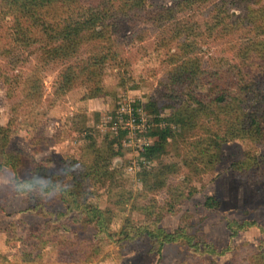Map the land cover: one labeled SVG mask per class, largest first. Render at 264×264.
I'll list each match as a JSON object with an SVG mask.
<instances>
[{"label": "rangeland", "instance_id": "obj_1", "mask_svg": "<svg viewBox=\"0 0 264 264\" xmlns=\"http://www.w3.org/2000/svg\"><path fill=\"white\" fill-rule=\"evenodd\" d=\"M100 1L83 0L82 6L91 8ZM103 1L117 5L120 1L121 6L124 0ZM146 1L150 11L176 7L183 0ZM262 9L264 0H201L164 24L141 18L144 10L134 18L135 12L120 9L108 20L111 43L91 40L73 57L62 59H44L50 42L42 29L31 30L34 43L17 42L20 35L14 27L0 20V114L4 126L12 122L11 147L21 155L19 168L10 169L27 179L41 161L52 158L53 170L68 180L74 161L80 165L87 156L92 161L98 156L119 171L113 183L95 185L90 199L111 213L112 240L94 225L75 224L69 232L59 231L49 213L63 210L62 199L45 204L47 213H37L25 200L0 195V264H251L255 255L264 253V165L244 172L233 166L250 154H263V145L249 139L228 141L222 146L221 160L205 169L200 163L199 167L189 163L197 162V143H204L212 131H222L215 123L178 133L167 154L153 164L141 158L144 145L156 140L151 130L120 137L121 145L118 142L113 149L108 144L119 135L116 114L129 103L142 107L146 119L157 125L156 115L144 105L169 99L175 55H199L207 69L217 64L240 65L239 48L254 36L251 26L247 28L249 11ZM189 32L194 43L190 40L192 48L185 50L181 39ZM92 63L98 64L106 94L96 99L89 98L94 84L82 71ZM68 72H75L77 78L71 88L64 87L61 79ZM204 88L201 84L200 89ZM169 115L165 111L160 117ZM154 166L175 167L162 176L163 188H151L156 179L146 177ZM210 195L220 200L219 209L205 206ZM153 202L176 205V213L168 212L162 220L164 229L174 231L187 221L217 246H231V250L216 260L213 255L193 253L180 242L165 244L160 252L149 240H122L126 221L142 224L144 209ZM229 221L255 222L260 227L249 226L232 236Z\"/></svg>", "mask_w": 264, "mask_h": 264}, {"label": "trees", "instance_id": "obj_2", "mask_svg": "<svg viewBox=\"0 0 264 264\" xmlns=\"http://www.w3.org/2000/svg\"><path fill=\"white\" fill-rule=\"evenodd\" d=\"M101 0L93 4L91 8L82 6L83 0H0V20L10 23L20 35L17 42L26 43L32 41L31 30L44 31L49 40V48L45 51V57L71 58L84 43L91 40L110 41L113 36L108 30V20L114 12L120 13V9L126 14L134 13V18L139 16L141 10L145 11L144 20L154 24H164L175 20L180 12L192 8L201 0H183L176 7L152 9L146 11V0H124L118 5L112 1ZM121 7V8H120ZM250 20L248 26L254 30V36L250 35L239 48L242 63L217 64L212 68H204L203 59L192 53H174V69L169 76L172 84L169 99L163 101L151 100L144 105L151 114L156 115L157 124L150 131V136L156 140L150 145L144 146L141 158L153 164L167 154L168 146L175 140L178 133H187L192 129L199 130L200 126L207 123L217 124L222 131H213L204 139V143L196 144L194 149L197 154L195 161L189 165L199 167L202 164L205 169H212L221 160V151L224 143L235 139H249L254 143L264 146V9L249 11ZM221 19L220 17H217ZM222 23V21H219ZM193 29V28H192ZM41 33V32H37ZM193 32L181 39V44L186 45L185 50L192 48L190 40ZM181 36V35H177ZM176 37V38H177ZM175 38V37H174ZM181 38V37H180ZM194 43V41H193ZM97 63L83 67L94 84L90 90V99L106 96L101 80L98 78ZM66 88H71L76 81V73L68 72L61 77ZM205 86L200 89V85ZM170 111L169 117H160L163 112ZM174 124L176 129L172 126ZM128 135V131L119 130L118 137L108 141L113 149L116 143H120V137ZM13 126L10 122L7 126L2 124L0 114V163H5L9 168L18 169L21 165L20 153L13 149ZM121 150V148H120ZM86 159L74 161L72 168L74 173L70 179L64 178L63 182L68 190L64 194L63 210L52 213L51 222L58 226V230L69 232L75 224L94 225L99 232H104L110 240L109 233L111 213L102 210L98 205L90 202L93 194L92 188L97 184L113 183L119 174L118 170H112L110 160L100 159L98 156L92 161ZM54 160L47 158L36 167L35 174L45 172L48 167H53ZM264 165V153L261 155H248L245 160L235 163L234 169L238 172L259 168ZM161 166V165H160ZM154 166L146 173V177H154L157 183L151 188H163L166 184L161 181L167 171L175 167ZM145 182H147L145 178ZM191 194H194L192 191ZM30 205V210L37 213H47L44 203L38 200H25ZM144 209L146 220L142 224L126 221L121 232L122 240L130 243L139 240H149L155 249L162 251L165 244L183 243L187 250L200 255H213L217 260L231 250V246L221 248L211 242L201 230H194V226L187 221H182L174 231H168L161 226L162 220L168 212L176 213V205L167 202L161 205L153 202ZM205 206L209 209H219L221 202L216 196L210 195L205 200ZM257 225L255 222L239 223L229 221L228 228L232 236L249 226ZM260 227V226H259ZM263 229V228H262ZM264 232V229H263ZM264 264V253L255 255L251 264Z\"/></svg>", "mask_w": 264, "mask_h": 264}, {"label": "clouds", "instance_id": "obj_3", "mask_svg": "<svg viewBox=\"0 0 264 264\" xmlns=\"http://www.w3.org/2000/svg\"><path fill=\"white\" fill-rule=\"evenodd\" d=\"M53 167L46 168L39 175L31 173L24 179L7 164L0 163V195L11 194L17 200H38L44 204L56 203L63 198L68 187L63 182V174L54 171Z\"/></svg>", "mask_w": 264, "mask_h": 264}, {"label": "built area", "instance_id": "obj_4", "mask_svg": "<svg viewBox=\"0 0 264 264\" xmlns=\"http://www.w3.org/2000/svg\"><path fill=\"white\" fill-rule=\"evenodd\" d=\"M116 126H120L119 130H126L128 134H136L140 129L152 130L155 124L146 119L143 108L139 105L133 107L132 104H128L121 111L116 114ZM151 143H146L150 145ZM144 145V146H146Z\"/></svg>", "mask_w": 264, "mask_h": 264}]
</instances>
